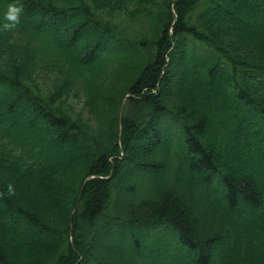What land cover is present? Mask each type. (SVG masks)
<instances>
[{
    "label": "trees",
    "instance_id": "obj_1",
    "mask_svg": "<svg viewBox=\"0 0 264 264\" xmlns=\"http://www.w3.org/2000/svg\"><path fill=\"white\" fill-rule=\"evenodd\" d=\"M152 3L134 35L94 0H0V45L28 42L0 58V264H264V0ZM39 49L109 98L99 128L27 83Z\"/></svg>",
    "mask_w": 264,
    "mask_h": 264
},
{
    "label": "rangeland",
    "instance_id": "obj_2",
    "mask_svg": "<svg viewBox=\"0 0 264 264\" xmlns=\"http://www.w3.org/2000/svg\"><path fill=\"white\" fill-rule=\"evenodd\" d=\"M149 1L151 0H94V6L115 26L122 27L127 32L134 35H145L149 33V29L146 25V23L149 22L143 20L140 13H135V9L145 7L152 8L154 4L152 3L150 5ZM159 9L160 5L153 8L152 14L149 16L150 26L155 22ZM139 11H141V9H139ZM7 35L8 37L6 39H8V41L5 39L3 44L0 45V58L5 63L11 59H17L18 56L25 55L24 44L28 43L25 38L19 36L17 33H9ZM37 57L39 58L38 62H41L40 67L31 60L30 62L33 65L26 67L27 74L25 75L28 78L27 83L31 88L43 97L53 99L62 112L68 113L87 129L94 130L96 127L99 128L101 125L100 122L104 121L111 110L109 98L100 101V104L92 110L90 106L85 104L83 91L76 86L78 82H76V84H71L70 89L65 88V75L60 72L58 67H52V63L55 64V66L61 64L60 58L48 56L42 52V49L37 51ZM102 94L104 97L107 95V93L103 92ZM42 254L43 252L41 256ZM41 256L39 258L40 260ZM39 259L37 258V262H40ZM46 263L47 257L45 261H42L40 264Z\"/></svg>",
    "mask_w": 264,
    "mask_h": 264
},
{
    "label": "clouds",
    "instance_id": "obj_3",
    "mask_svg": "<svg viewBox=\"0 0 264 264\" xmlns=\"http://www.w3.org/2000/svg\"><path fill=\"white\" fill-rule=\"evenodd\" d=\"M22 7L16 3H10L6 12L4 13L5 23L2 25L4 29H12L16 27V25L20 22L21 14H22ZM15 193L14 186L9 183L7 186V194L12 195Z\"/></svg>",
    "mask_w": 264,
    "mask_h": 264
}]
</instances>
